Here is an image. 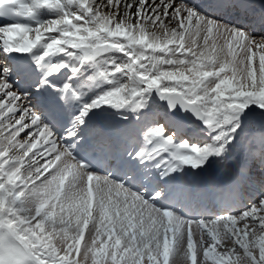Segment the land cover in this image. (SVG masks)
I'll return each instance as SVG.
<instances>
[{
  "label": "snow or ice",
  "instance_id": "snow-or-ice-1",
  "mask_svg": "<svg viewBox=\"0 0 264 264\" xmlns=\"http://www.w3.org/2000/svg\"><path fill=\"white\" fill-rule=\"evenodd\" d=\"M250 2L0 0V264H264Z\"/></svg>",
  "mask_w": 264,
  "mask_h": 264
},
{
  "label": "bare ground",
  "instance_id": "bare-ground-1",
  "mask_svg": "<svg viewBox=\"0 0 264 264\" xmlns=\"http://www.w3.org/2000/svg\"><path fill=\"white\" fill-rule=\"evenodd\" d=\"M201 2H203V0H201ZM249 7H251L252 8V10L254 11V10H257V12H260V11H262L263 13L260 15V17L262 16V15H264V3L261 1V0H251V2L249 3V5H248V8ZM251 12H249V13H247L246 14V16L247 15H249ZM234 15V14H233ZM44 17V19H46L47 17L46 16H43ZM260 17H259V19H258V23L260 24V26H261V23H260ZM250 22L251 21H249L247 18H246V20H244V23H246L247 24V26L248 27H250ZM27 23H30V22H27ZM256 27V25L253 27V29ZM263 29H264V27H263ZM117 55L118 54H106V55H103V56H101V57H98L97 59L98 60H104V61H106L109 65L110 64H112V60L113 59H116V57H117ZM110 57H111V59H110ZM89 63V65H91L93 62H88ZM93 71L95 70V69H92Z\"/></svg>",
  "mask_w": 264,
  "mask_h": 264
},
{
  "label": "rangeland",
  "instance_id": "rangeland-1",
  "mask_svg": "<svg viewBox=\"0 0 264 264\" xmlns=\"http://www.w3.org/2000/svg\"><path fill=\"white\" fill-rule=\"evenodd\" d=\"M263 3H264V0H261ZM26 24H29V23H26ZM250 28V27H249ZM251 29V28H250ZM110 55L113 54V53H109ZM106 55V54H105ZM95 207V203L93 205ZM195 227V226H193ZM86 238H87V232H86ZM81 249L83 250V242L81 243Z\"/></svg>",
  "mask_w": 264,
  "mask_h": 264
}]
</instances>
